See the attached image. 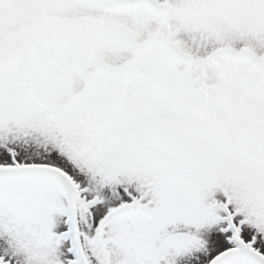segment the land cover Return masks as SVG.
Wrapping results in <instances>:
<instances>
[{"label":"snow or ice","instance_id":"snow-or-ice-1","mask_svg":"<svg viewBox=\"0 0 264 264\" xmlns=\"http://www.w3.org/2000/svg\"><path fill=\"white\" fill-rule=\"evenodd\" d=\"M0 264H264V0H0Z\"/></svg>","mask_w":264,"mask_h":264}]
</instances>
